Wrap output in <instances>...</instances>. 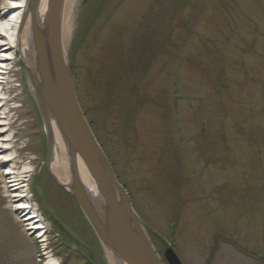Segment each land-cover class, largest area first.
Here are the masks:
<instances>
[{
  "label": "rangeland",
  "instance_id": "rangeland-1",
  "mask_svg": "<svg viewBox=\"0 0 264 264\" xmlns=\"http://www.w3.org/2000/svg\"><path fill=\"white\" fill-rule=\"evenodd\" d=\"M69 16L78 104L159 256L264 264V0H74ZM14 54L9 77L25 115L0 126L12 134L11 161L0 155V264H89L77 242L109 264L44 165L42 117ZM26 164L41 241L4 176Z\"/></svg>",
  "mask_w": 264,
  "mask_h": 264
},
{
  "label": "bare ground",
  "instance_id": "bare-ground-1",
  "mask_svg": "<svg viewBox=\"0 0 264 264\" xmlns=\"http://www.w3.org/2000/svg\"><path fill=\"white\" fill-rule=\"evenodd\" d=\"M5 1L9 2L10 6H4L2 9L4 12L0 13V49H2L1 54L3 57L0 60V67H4V69L1 68L2 70H0V89L4 91L2 92L0 90V126L5 127L8 125V122H11L9 120L10 114L13 116L14 112L20 113L22 111L15 100L18 96V98H21L22 94L19 95L18 93L20 85H18V82L16 83L15 81H10L9 77V68L12 64L9 59L14 60V50H16L19 59L22 61V64L26 69L29 88L35 98L37 109L42 117V128L47 136L46 138L52 142V158L49 168L55 180L64 188L69 189L73 175H75L79 185L87 196L88 202L91 205L93 212L99 219V224L107 228L108 224H111L110 222L119 221L117 226H120L119 224H122L125 214L120 208L117 199L115 200L117 202V207L115 210H121V213L124 214L122 217L118 214L119 212L115 213L112 210H109L100 189L97 187V184L89 173L87 167L79 157H76L74 160V171L71 170L70 156L66 141L58 124L56 123L55 119H53L51 114V109L55 107L54 105L52 108L47 107L44 104V98H42L43 94L44 96L49 95V92L47 91H57V88L59 87L57 81L54 79V70L55 67L57 68V66H55V54L52 53V45L50 42L51 37L49 35L48 27H46L47 0ZM73 4L74 0H63L61 12L58 17L60 34L59 42L63 56H65L66 49L69 44V35L71 32V26L69 25V15ZM65 63L67 65L66 61ZM39 70L43 75H40ZM46 80H49L48 84L45 83ZM13 82L14 84L11 85ZM47 99L50 100L48 96ZM13 100H15L14 103L10 104V102ZM53 101L54 99L52 102ZM58 109H61V105L59 106V104ZM45 111L47 112L46 115ZM20 114L25 115L24 112H21ZM69 122L70 120H68L67 123ZM22 124L31 125V122L28 119H25V122ZM25 128L26 131L29 130V126ZM0 136H2L0 139V144L2 145V148L0 147V155L4 163H9L11 161V158L9 159V157L12 155V153L8 151L12 146V134L9 130L6 132L5 128H3L0 129ZM4 170H6V174L3 175L5 177L7 175L9 178L7 185L10 189V193L12 192L10 197L13 199L19 198V200L15 201L14 204H18L20 206H15L14 209H22V211L29 209V211L25 214L27 217L23 218V221L26 222V226L30 225L28 226V230L31 232L33 231L38 236L43 228L42 222L40 219L34 220L38 218V216L32 209L27 198L28 193L24 188L26 187L24 184L26 180L25 175L30 171V166L26 164L19 169L18 167L10 166L6 167ZM106 215L108 218H111L109 221L108 219H105ZM127 226L131 227V231H133L135 234L137 232H141L143 235H145L161 263L165 264L163 261V255L162 257L159 256L145 228L141 226L142 228L136 229V227H133L130 222H127ZM98 232L104 234V230H99ZM99 242L104 247L106 258L109 264H127L125 261H121L119 255L114 249L106 247L105 243H103L100 238ZM164 251H166V249ZM177 260L180 264H182L179 258H177ZM52 262L53 261L50 259L48 264H53Z\"/></svg>",
  "mask_w": 264,
  "mask_h": 264
},
{
  "label": "water",
  "instance_id": "water-1",
  "mask_svg": "<svg viewBox=\"0 0 264 264\" xmlns=\"http://www.w3.org/2000/svg\"><path fill=\"white\" fill-rule=\"evenodd\" d=\"M62 1L47 0L46 27H48L51 37L52 53L55 54V66H57L54 70V79L57 81L59 87L57 91H47L49 95L44 96L43 94L42 98H44L43 101L47 107L52 108L53 105L55 107L51 109V114L66 141L71 170L74 171V160L76 157H79L100 189L109 210L115 213L119 212L118 214L121 217L125 214L122 224L117 226L119 221L110 222L111 224H108L107 228L99 224V219L93 212L87 196L79 185L75 175H73L71 185L69 186V192L90 223L98 239L100 238L106 247L114 249L121 261H125L127 264H163L153 251V247L145 235L141 232L135 234L131 231V227L127 226V222H130L136 229L143 227L140 220L134 214L125 192L117 182L107 158L97 144L79 108L71 75L65 63L59 42L58 17L61 12ZM39 73L43 75L40 70ZM45 83L48 84L49 80H46ZM47 96L50 100L47 99ZM53 99L54 101L52 102ZM58 104L59 106L61 105L60 110L58 109ZM46 114L47 112L45 111ZM68 120H70L69 123H67ZM51 158L52 142L46 138L44 158L46 169L49 167ZM116 199L124 214L121 213V210H115L117 207ZM105 219L109 221L111 218H108L106 215ZM99 230H104V234L98 232ZM164 259L167 264H180L171 249H167L164 252Z\"/></svg>",
  "mask_w": 264,
  "mask_h": 264
}]
</instances>
